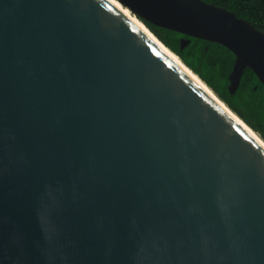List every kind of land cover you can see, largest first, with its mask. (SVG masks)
Listing matches in <instances>:
<instances>
[{
  "label": "water",
  "instance_id": "water-1",
  "mask_svg": "<svg viewBox=\"0 0 264 264\" xmlns=\"http://www.w3.org/2000/svg\"><path fill=\"white\" fill-rule=\"evenodd\" d=\"M118 1L264 83L235 12ZM0 264H264V148L109 0H0Z\"/></svg>",
  "mask_w": 264,
  "mask_h": 264
},
{
  "label": "trees",
  "instance_id": "trees-1",
  "mask_svg": "<svg viewBox=\"0 0 264 264\" xmlns=\"http://www.w3.org/2000/svg\"><path fill=\"white\" fill-rule=\"evenodd\" d=\"M227 8L239 17L250 21L264 32V0H205ZM149 28L171 50L195 71L241 118L264 139V87L250 68L246 69L235 93L229 90V75L235 54L219 42H209L146 21ZM191 42L184 48L181 39Z\"/></svg>",
  "mask_w": 264,
  "mask_h": 264
},
{
  "label": "bare ground",
  "instance_id": "bare-ground-1",
  "mask_svg": "<svg viewBox=\"0 0 264 264\" xmlns=\"http://www.w3.org/2000/svg\"><path fill=\"white\" fill-rule=\"evenodd\" d=\"M116 8L124 13L132 22H134L145 34L160 45V47L185 71L187 72L214 100L220 104L228 114L237 120L264 148V139L254 130L248 123H246L241 116H239L229 105L224 102L221 97L195 72L193 71L181 57L171 50L164 42H162L139 18H137L128 8L122 5L118 0H109Z\"/></svg>",
  "mask_w": 264,
  "mask_h": 264
},
{
  "label": "flooded vegetation",
  "instance_id": "flooded-vegetation-1",
  "mask_svg": "<svg viewBox=\"0 0 264 264\" xmlns=\"http://www.w3.org/2000/svg\"><path fill=\"white\" fill-rule=\"evenodd\" d=\"M235 59H236V56H235ZM234 63H235V61H234ZM234 65V64H233ZM248 68H250V67H247L246 69H248ZM251 69V68H250ZM252 70V69H251ZM254 72V71H253ZM255 73V72H254ZM255 75H256V73H255ZM257 76V75H256ZM257 80H258V84L255 86V90H257V88L260 86V85H262L263 87H264V83L260 80V78L257 76Z\"/></svg>",
  "mask_w": 264,
  "mask_h": 264
}]
</instances>
